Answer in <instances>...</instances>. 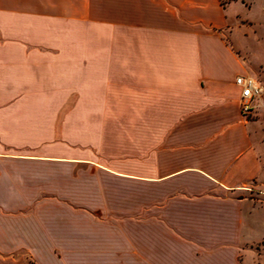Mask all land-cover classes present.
I'll return each mask as SVG.
<instances>
[{
	"label": "crops",
	"instance_id": "crops-1",
	"mask_svg": "<svg viewBox=\"0 0 264 264\" xmlns=\"http://www.w3.org/2000/svg\"><path fill=\"white\" fill-rule=\"evenodd\" d=\"M236 3L0 0V256L264 264Z\"/></svg>",
	"mask_w": 264,
	"mask_h": 264
},
{
	"label": "rangeland",
	"instance_id": "rangeland-1",
	"mask_svg": "<svg viewBox=\"0 0 264 264\" xmlns=\"http://www.w3.org/2000/svg\"><path fill=\"white\" fill-rule=\"evenodd\" d=\"M224 5L231 0H222ZM235 10L241 13L247 21L246 27H229L227 31L236 49L240 52L249 73L255 76L264 87V0H235ZM244 6H243V5ZM91 38L97 39V29L92 28ZM249 120L257 124L258 132L264 135V93L262 100L257 103V107L249 115H244ZM248 196L256 202L264 203V195L259 190L253 188L247 191ZM264 215V208L261 210ZM252 217L259 218L260 215L254 210ZM256 229V238L264 237V230ZM259 242V241H256ZM253 246V245H252ZM257 248L264 249V241L256 245ZM0 264H35L32 257L28 255H15L12 257L0 256Z\"/></svg>",
	"mask_w": 264,
	"mask_h": 264
},
{
	"label": "built area",
	"instance_id": "built-area-1",
	"mask_svg": "<svg viewBox=\"0 0 264 264\" xmlns=\"http://www.w3.org/2000/svg\"><path fill=\"white\" fill-rule=\"evenodd\" d=\"M240 89L239 103L243 115H249L262 100L264 87L261 82L251 74H240L235 79Z\"/></svg>",
	"mask_w": 264,
	"mask_h": 264
}]
</instances>
